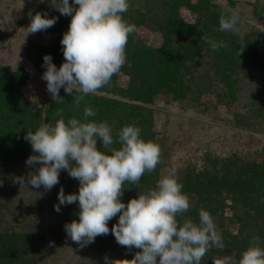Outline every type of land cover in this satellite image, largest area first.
Listing matches in <instances>:
<instances>
[{
  "label": "rangeland",
  "instance_id": "1",
  "mask_svg": "<svg viewBox=\"0 0 264 264\" xmlns=\"http://www.w3.org/2000/svg\"><path fill=\"white\" fill-rule=\"evenodd\" d=\"M199 2L200 0H128L129 8L123 18L127 17L131 24H135L137 31L128 38L125 50L127 61L120 72L113 75L110 84L100 89L98 94L85 97L79 107L73 101V96L78 95L75 91L70 98L71 95L61 88L59 95L71 99L72 105L68 106L73 111L72 118L77 119L83 117L84 108L94 96L106 99L107 111L112 109L108 99L144 110L146 122L143 125L147 128L146 131L149 130L152 142L161 148V163L155 171L147 173L148 185L141 193L153 188L156 181L167 175L173 166L178 167L179 183H183L184 177H194L195 182L182 189L188 195L191 206L183 218L178 219L181 222L183 219H191L198 223L201 208L211 214L222 233L225 245L222 252H210L209 257L206 255L203 258L202 264H212L211 256L217 254L239 259L240 253L246 250L251 240L248 235L252 238L259 237L262 245L264 244V226L260 232L257 227L249 232L248 227L257 224L256 217L251 212L244 213L245 209L236 202L238 196L233 191L224 189L217 195L210 193L206 199L205 195L198 192L199 187L205 188L206 176H211L209 172L220 169L225 163H232L228 167L237 170L243 163L264 160V75L260 71H252L245 60H242L236 73L237 82L231 83V90L228 91L222 74L217 72L216 67L220 62L214 56L222 55L225 51L228 53L234 41H242L245 37L254 41L258 53L264 51V0H206L204 5ZM226 7L234 9L239 15V32L220 31V15L214 12L219 10L221 14ZM170 11L193 30L205 26L208 32L198 35V43L192 45L198 48L197 54L176 72L173 69L167 71L166 64L161 63L157 57L143 55L139 58L142 60L138 61L141 49L159 48L163 43L170 42L169 47L176 52L174 50L185 49L188 41L196 38L188 34L174 38L169 36L167 29L155 25L168 19ZM37 12H47V18L56 17L57 22L46 31L27 34L31 16ZM70 20V16H63L53 9L48 0H0V77H18L16 88L19 108L22 113H28L21 120L32 121L34 128L29 130L35 131L41 123L46 122L48 106H55L54 109L61 106L47 92L46 81L42 79L46 69L42 65L45 55L52 57V63L57 68L64 62L60 41L63 33L68 31ZM207 35L225 46L213 51L201 39ZM28 57L33 58L34 62ZM172 73H176V76L172 77ZM160 77L164 84L156 93L152 92L148 98L139 93V87L143 83ZM233 78L235 79L234 76ZM132 96L134 97L131 98ZM126 109L127 107L121 112L115 109V117L106 112L108 117L105 119L108 120L103 117L88 119L107 122L114 132H119L121 126L117 118L121 119ZM66 113L63 111L62 115ZM135 123L138 121L135 120ZM24 124V130H28L27 124ZM16 128L18 129L17 126ZM0 129L5 132V124L2 123ZM25 134L26 132L24 136ZM24 136L20 144L26 153L22 157L6 162L4 155L0 153V226L11 224L16 230L36 233L42 239L44 248L37 264H104L105 256L117 260L116 249L120 245L114 236L111 237V247L106 250L100 262L89 251L90 244L80 247L67 237L64 225L72 220H79L76 215L79 211L78 202L60 206L59 213L54 210V206L59 203L57 197L61 188L65 195L78 194L79 183L61 170L59 183L50 191H45L43 186L33 188L28 184L27 178L31 179L35 168L27 166L25 162L35 153ZM15 177L25 178L26 185L14 183ZM133 188L125 182L122 203L127 204L125 201L129 195L131 199H135L137 196L134 194H140V191H134ZM188 188L191 189L186 190ZM260 199L263 202L264 197ZM218 200L224 207L223 213L217 209ZM233 204L236 205L233 207ZM118 216L119 214L113 221L110 220L112 222H108V228L118 222ZM238 218L247 221L246 228ZM232 236L238 240L232 242Z\"/></svg>",
  "mask_w": 264,
  "mask_h": 264
},
{
  "label": "clouds",
  "instance_id": "2",
  "mask_svg": "<svg viewBox=\"0 0 264 264\" xmlns=\"http://www.w3.org/2000/svg\"><path fill=\"white\" fill-rule=\"evenodd\" d=\"M48 2L71 20L60 41L64 62L57 68L52 57L45 55L42 67L46 70L42 79L55 103L64 102L59 95L63 88L68 95L78 93L73 101L79 107L85 97L98 94L110 84L113 75L120 72L127 61L128 38L137 27L123 18L129 8L128 0H73L72 5L69 0ZM47 17V12L31 16L27 34L53 27L57 18ZM238 23L239 15L234 9L226 7L221 12L220 31L239 32ZM201 39L213 51L225 46L206 36ZM62 114L63 109L56 110V116L62 117ZM94 115L86 106L83 122L77 118L65 122L61 118L54 123H41L24 136L35 153L25 162L35 168L31 179L27 178L28 184L50 191L59 183L61 170L79 183L78 194L65 195L61 188L57 197L59 203L54 206L59 213L60 206L78 202L79 220L64 225L67 237L80 247L87 246L96 237L109 234L107 224L119 214L111 234L118 245L141 251L135 252L131 260L105 256L104 264H202L203 258L213 250L222 252L225 247L222 233L208 211L199 210L198 223L178 219L183 218L191 205L188 195L182 191L183 185L178 182L177 166L159 178L153 188L127 204L121 202L125 182L140 187L142 176L155 171L161 163V148L141 139V129L134 125L123 126L114 138L107 122L88 119ZM117 144L119 147L115 146ZM14 183L26 185L23 177H15ZM261 245L260 238L254 237L239 259L217 254L211 256L212 264H264Z\"/></svg>",
  "mask_w": 264,
  "mask_h": 264
},
{
  "label": "trees",
  "instance_id": "3",
  "mask_svg": "<svg viewBox=\"0 0 264 264\" xmlns=\"http://www.w3.org/2000/svg\"><path fill=\"white\" fill-rule=\"evenodd\" d=\"M203 3H206V0H200ZM199 2V3H200ZM73 0L69 2L72 5ZM201 4V3H200ZM214 13H218L220 15V11L217 10ZM168 19L163 20L162 22L155 23V25L160 26V28H165L168 30L169 36L174 38L183 37L186 34L194 35L196 38L193 41H188L187 46L183 50H174L169 47L170 42L163 43L162 47L159 48H151L147 47L143 50H139L140 54L138 55V61H141L143 55L144 57H157L161 63H165L167 66V71L173 69V72H176L180 67H184V64L187 60H192L194 55L197 54L198 48L193 47L192 45L197 44L199 39L198 35H201L203 32L207 34V28L202 26L201 28L197 29L196 31L189 26V24H185L170 11ZM127 22L130 21L127 17L124 18ZM206 37L209 38L207 35ZM210 39V38H209ZM168 41L167 38H165ZM145 53L143 54V52ZM217 57V61L220 62V65L217 68V72L222 74L224 81H226L227 90H231V83H236V73L239 70V63L242 60H245L246 65L252 71H260L264 75V51L258 53L255 50V43L250 38H244L242 41L235 42L231 44L230 50L228 53L225 51L222 55L215 54ZM32 62H34L33 58H29ZM132 62V61H130ZM144 63L146 60L144 58ZM126 68H129L126 65ZM131 68V67H130ZM22 73V72H21ZM23 74V73H22ZM218 75V74H217ZM176 76V73H172V77ZM235 77V79L233 78ZM17 76L2 78L0 77V125L3 123L6 126L5 132L0 129V153L4 155L5 161H12L16 158L22 157L24 153H26L25 148L21 146L22 138L24 136V132L28 131L29 129H33L34 126L31 125L32 121H23L21 120L22 117L28 116V113H22L21 108H19V103L17 99V88H16V79ZM150 80V77H149ZM147 81L143 83L140 89L138 90L139 93H142L145 97H149L151 93H156L158 89L164 84V81H161L160 78H154L151 81ZM230 81V84H228ZM137 91V92H138ZM72 96H70L71 98ZM132 96L131 98H133ZM64 99L63 103H60V108L63 111L67 112L64 116H56V110L54 109L55 106H48L46 113L47 116L45 117L46 122L54 123L55 120L63 118L65 122L68 119L72 118V110L68 104L72 105L71 99L66 98L65 96L62 97ZM66 98V99H65ZM111 104V111H107L105 108L106 99L96 97L90 99V103H88L87 107H90L94 112V118H101L103 117L104 120L108 117L107 113H110L112 116L115 117V109L119 112L124 110L127 107L124 114L121 116V119H118V123L121 128L125 125H134L141 129V139L145 141H152L149 135V130L143 125L146 121L144 120L145 114L143 113V109L128 105L126 106L124 103L117 102L116 100H107ZM64 104V106H63ZM116 107V108H115ZM23 109V108H22ZM70 109V110H69ZM25 112V111H24ZM20 113V114H19ZM19 114V117H16ZM148 115V114H147ZM80 120L83 122V117ZM92 119V117H90ZM135 120L138 123H135ZM24 122L28 126V130H24ZM18 129L16 128V126ZM145 128H144V127ZM118 131H113L114 138L117 136ZM21 143V144H20ZM119 147V145H115ZM100 147L98 142V148ZM104 151L103 148L100 149ZM233 165L232 163H225V166L221 167L220 169H215L214 171H210L209 173L211 176H206V186L199 187V193L205 195V198L212 194H218L224 189H228L233 191L234 194L238 196L239 202L244 207V213L251 212L253 217H256L255 226L251 225L252 227H248L249 232L252 230L253 227H257L259 232L261 231V227L264 226V200L260 198L264 197V160L260 162L250 161L243 163L240 168L234 170L228 166ZM208 174V173H207ZM142 176L140 181V187L133 188L134 191L145 190L146 185H148L149 177ZM194 177H184L183 190L185 186H190ZM204 179V178H203ZM195 184V183H194ZM133 187V186H132ZM194 188V187H193ZM188 188L186 190H190ZM182 190V191H183ZM135 196H138L134 194ZM133 195V196H134ZM131 199L129 195L128 199H126V203ZM235 202V201H234ZM236 204H233V207ZM219 208L220 213H223L224 207L221 201L218 200L217 209ZM238 220L243 224V227H247V221L238 218ZM113 221V220H112ZM110 221V222H112ZM113 225V224H112ZM112 225L109 226V234L98 236L95 238V241L90 244L89 251L92 253V256L97 262H100L102 256L106 253V250L111 247V228ZM242 231H240L241 233ZM242 234H239V236ZM249 238L253 239L248 235ZM232 242L238 240L235 236L231 237ZM42 239L36 233L24 231V230H16L14 226L11 224H6L5 226H0V264H37L38 257L42 254L44 245L41 242ZM264 247V244L262 245ZM141 251L140 249L132 248L131 250L126 249L123 246L116 249L117 260H131L135 252ZM211 254H216V251L213 250ZM209 257V254H208ZM206 262V260H205Z\"/></svg>",
  "mask_w": 264,
  "mask_h": 264
}]
</instances>
